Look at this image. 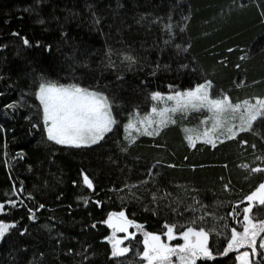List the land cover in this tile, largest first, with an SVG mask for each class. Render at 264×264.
Masks as SVG:
<instances>
[{"label": "trees", "instance_id": "obj_1", "mask_svg": "<svg viewBox=\"0 0 264 264\" xmlns=\"http://www.w3.org/2000/svg\"><path fill=\"white\" fill-rule=\"evenodd\" d=\"M205 82L233 104L264 99V0H0V223L15 225L0 264H136L112 256L105 221L120 212L149 234L203 228L212 258L197 264H236L223 253L244 209L264 220L247 200L264 183L251 171L264 168V115L215 147L189 145L198 113L134 143L125 131L153 94ZM47 83L103 95L115 128L87 147L49 140Z\"/></svg>", "mask_w": 264, "mask_h": 264}, {"label": "snow or ice", "instance_id": "obj_2", "mask_svg": "<svg viewBox=\"0 0 264 264\" xmlns=\"http://www.w3.org/2000/svg\"><path fill=\"white\" fill-rule=\"evenodd\" d=\"M28 43V40L25 39L24 44L28 45ZM210 88L211 82H205V84L198 85L193 90L185 93H177L175 96H168L167 100L176 101V106L170 110L164 109L160 112H157L153 108V113L159 115L161 119L158 122L153 121L150 117H144V119L140 120L139 123L144 126L143 134L158 135L159 127L152 132H149L147 129L152 123L166 126L169 118L165 117V113L168 111L187 112L188 110L200 111L201 109H206L211 115L202 120L201 123L206 124L208 120H212L213 125L211 130L206 129L204 131L203 136L205 139L203 142L215 147L216 139L209 137V131H215L223 127L229 115L232 119H236L237 114H239L240 124L238 126L232 124L226 128L227 134L225 138L227 140L235 139L239 132L251 131L253 122L257 119V116L264 115V99L262 98H255V104H252L248 100L233 104L226 95L219 98H211L208 91ZM38 96L43 105L44 123L46 125L48 139L55 141L57 144L72 147L90 146L103 139L104 134L110 132L112 125L115 124V120L111 117L107 99L99 93L76 86L58 87L53 83H47L40 85ZM152 99L158 100L161 99V96L159 93H156L153 94ZM172 123H175V121H172ZM131 129H135L137 132L140 131L132 121L125 125V131L129 136L131 135L129 131ZM192 131L185 129V132L189 133L186 135V139L191 147H195L196 140L200 139V137L197 136L194 138L190 134ZM131 142L134 143L135 140L133 139ZM220 142L223 143L224 141L221 140ZM169 166L172 167L173 165ZM243 167L248 168L249 166L243 165ZM251 171L264 172V168L255 167ZM83 183L89 189L93 188V183L87 175L83 176ZM247 200H258L260 205H264V183H261L256 191L247 197ZM12 203L15 206L14 202ZM40 207L43 208V205H40ZM3 208L4 205L0 204V210ZM251 211L252 205L249 204L244 209L246 215H244L243 220L246 224L243 232L240 233L236 229H232L230 242L223 255H227L229 251L244 247L245 244L252 248L253 253L256 252V237L260 233H264V220L254 223L249 215H247ZM114 217H117L116 213L111 214L105 223L118 231H126L127 226L131 222L125 219L124 213L120 212L118 214L117 218L121 221L119 225L113 223ZM30 218H34V213ZM10 227H15V225L0 223V237H3ZM164 227L167 229L165 235H167L168 239H175L173 234L175 226L165 224ZM181 238L184 240L183 245L170 247L161 242L160 235L145 233V249L141 258L147 261V264H172V256H176L180 264H196V260L201 256L212 258V253L207 246L208 234L203 228L197 231L192 227H188L182 233ZM261 239L264 241V237ZM150 241L151 243H149ZM120 243L121 241L117 240L113 244V257L123 256L128 252L129 249L127 247H119ZM259 247L264 248V242H261ZM248 257L249 253L244 252L237 258L241 261V264H248Z\"/></svg>", "mask_w": 264, "mask_h": 264}, {"label": "rangeland", "instance_id": "obj_3", "mask_svg": "<svg viewBox=\"0 0 264 264\" xmlns=\"http://www.w3.org/2000/svg\"><path fill=\"white\" fill-rule=\"evenodd\" d=\"M208 91L210 93V97L211 98H219V97L224 96V95H220V94L214 93L215 91H214V86H213L212 83H211V88ZM180 93H185V92H180ZM176 94H168V95L160 94L161 99L154 100V102H155L154 106L149 110V112H147L146 114H141V113L136 112L130 121H132L136 125V128H138L140 131L137 132L135 129L129 130L131 132V135L129 136V134L127 133L128 138L130 140H133V139L135 140L139 136L145 135V134H143L144 126H142L139 123V121L144 119V117H150L153 121L158 122L161 119V117L159 115H156L155 113H153V111H152L153 108H155L157 112L163 111L164 109H169L170 110V109L174 108L176 106V101L167 100V97L168 96H175ZM251 103L255 104V101L251 102ZM108 105H109V110H110V113H111V117L114 119L112 111H111L110 104L108 103ZM192 113H198L199 116L198 117L195 116V117L199 118L200 121H199V123H198V125L196 127H186L185 129L193 130L190 134L194 138L197 137V136L200 137V139L196 140V142H203V140L205 139V137L203 136L204 131L206 129L211 130L212 129V125H213V121L212 120H208V122L206 124L201 123L202 120L206 119L208 116L211 115V113L207 112L206 109H201L200 111L188 110L187 112H182V111L172 112V111H168V112L165 113V117L169 118L166 126L172 124V121L176 122V119H177L178 115H188V114H192ZM238 115L239 114H237V118L236 119H232L231 116L229 115L228 118H227V122L224 124L223 127L218 128L215 131H209V137L213 138V139H216V143L220 142L221 140H223V141L226 140V138H225V136L227 134L226 133V128L228 126H231L232 124H235L237 126L240 124V120L238 118ZM260 116H262V115H258L257 119L255 121H257ZM115 125H116V121H115V124L112 125V130L115 128ZM166 126H160L158 123H152L151 126L148 127L147 130L149 132H152L154 129L159 127L160 128L159 132H160ZM234 130H236V129H234ZM107 133H109V132H107ZM107 133H105L104 136ZM188 134L189 133H186V135H188ZM149 136H152V135H149ZM61 145H63V144H61ZM91 145H93V144H91ZM63 146H68V145H63ZM69 147H72V146H69ZM82 147H87V146H82ZM254 201L258 202V200H254ZM254 201H249V202L253 203ZM247 215H249V217H250V213H247ZM117 217H118V214H117ZM117 217L113 218V223L116 224V225H119L121 223V221ZM124 217L128 221L127 216H126L125 213H124ZM245 224H246V222H244V224L242 225L243 229H244ZM110 229L112 230V235H111V238H110V243L112 245V248H113V244L117 240H120L121 243L119 244V247L120 248L127 247L129 249L128 252L125 253L123 256H119V257H116V258L128 257V262L129 261L130 262L134 261V263H136V264H147V261H145L144 259L141 258L142 257V253H143V251L145 249L144 241H145V233L146 232L140 226H137V225H135L133 223H130V225H128L127 228H126V231H123V232L118 231V230H116L114 228H111V227H110ZM242 232H243V230H242ZM242 232H240V233H242ZM173 234L175 236V239H172V240H169L167 235H160L161 242L169 245L170 247H178L180 245H183L184 244V240L181 238L182 234H176L175 232ZM156 235H158V234H156ZM261 238L262 237H261V233H260L256 237V245H255L256 252L255 253L252 252V248L248 247V245L245 244L244 247H241V248L235 250L237 252V257H239L244 252H248L249 253L248 264H264V248H260L259 247L261 242H264V241H262ZM209 239L210 238H209V234H208L207 246H208L209 251L212 253V251L210 249V246H209ZM149 243H151V241ZM237 257H236V264H241V261ZM201 259H208V258L204 257V256H201L199 259L196 260V264ZM171 260H172V264H180V261L177 259L176 256H172Z\"/></svg>", "mask_w": 264, "mask_h": 264}]
</instances>
